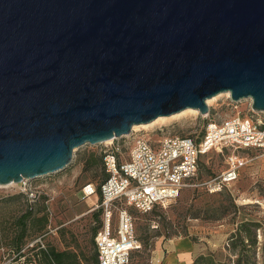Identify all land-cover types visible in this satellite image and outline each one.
Returning a JSON list of instances; mask_svg holds the SVG:
<instances>
[{
  "label": "water",
  "instance_id": "obj_1",
  "mask_svg": "<svg viewBox=\"0 0 264 264\" xmlns=\"http://www.w3.org/2000/svg\"><path fill=\"white\" fill-rule=\"evenodd\" d=\"M226 92L264 112V0H0V185Z\"/></svg>",
  "mask_w": 264,
  "mask_h": 264
},
{
  "label": "rangeland",
  "instance_id": "obj_2",
  "mask_svg": "<svg viewBox=\"0 0 264 264\" xmlns=\"http://www.w3.org/2000/svg\"><path fill=\"white\" fill-rule=\"evenodd\" d=\"M228 102L227 95L223 94L209 105L208 116L198 112L173 117L164 123L132 130L131 134L118 137L115 142L127 147L141 136L152 140L169 135L197 136L209 120L222 121L239 112L242 115L251 113L247 100L238 102L237 107ZM107 146L104 142L85 144L74 150V163L57 173L0 185V238L3 242H9L18 233L17 218L28 209H32L37 218L44 215L48 218L42 229L37 220L34 223L29 221L21 262L33 259L32 262L40 264L39 257L33 258L38 249L33 248L49 244L59 251L75 252L76 264H95V236L102 224V212L90 211L89 207L97 198L84 199L80 189L85 182H99L104 177L100 162L90 165V159L93 153L96 158H101ZM240 153L249 161L229 187L214 193L208 190L205 182L226 168L228 155L227 152L225 155L211 152L202 157L197 174L187 181L178 198L148 214L138 213L137 233L142 248L132 254L129 264L183 261L193 264L200 254L209 253L217 260L233 263V259L229 260L234 255L228 247V240L242 220L260 225L259 244L253 258L255 264H264V150ZM179 237H189L194 242L193 253L179 251L188 254L186 258L176 255L175 240ZM14 250L10 244L0 242V264H14L17 261L16 255L11 254ZM174 256H177L176 261Z\"/></svg>",
  "mask_w": 264,
  "mask_h": 264
},
{
  "label": "built area",
  "instance_id": "obj_3",
  "mask_svg": "<svg viewBox=\"0 0 264 264\" xmlns=\"http://www.w3.org/2000/svg\"><path fill=\"white\" fill-rule=\"evenodd\" d=\"M226 95L228 103L237 107L230 93ZM247 101L250 114L239 112L222 121L209 120L197 136L169 135L154 140L141 136L127 147L116 144L119 138H114L107 144L101 154V182L87 181L80 189L84 199L97 198L90 211H102L95 236L99 264H129L132 254L142 248L137 214H148L178 198L197 174L203 156L228 154L226 168L205 182L210 192L221 191L239 178L249 161L240 152L264 150V112L252 108V99ZM21 263L38 264L14 262Z\"/></svg>",
  "mask_w": 264,
  "mask_h": 264
},
{
  "label": "trees",
  "instance_id": "obj_4",
  "mask_svg": "<svg viewBox=\"0 0 264 264\" xmlns=\"http://www.w3.org/2000/svg\"><path fill=\"white\" fill-rule=\"evenodd\" d=\"M100 162V167L102 170V156L101 158H96L94 153L91 155L90 165H95ZM103 172V170H102ZM102 180V179H101ZM101 180L99 182H101ZM98 182V183H99ZM236 207V204L233 203ZM99 211V210H98ZM102 212V211H100ZM37 220L40 222L41 229L46 225L48 218L46 215L41 216L39 218L34 216V211L32 209H28L26 212L21 214L17 218V226L19 227L18 233L10 238V240L2 241L0 238V242L3 244H10L15 247V250L11 252V254H15V260H20L24 255L22 253V247L25 243L24 239L27 237V225L29 221H33V223ZM101 225L98 226V229ZM260 225L257 222L250 220H242L233 231L229 237L228 247L232 251L234 258H229V260L233 259V263L229 261H221L217 260L213 254H200L193 262V264H255L254 263V254H256V248L259 244L258 240V230ZM97 229V231H98ZM96 231V234H97ZM7 239L6 237H4ZM46 245V244H45ZM33 249H38L33 254V258L39 257L40 264H76L77 263V254L75 252H70L67 250L59 251L54 246L47 244L45 247L42 244L34 247ZM97 249V248H96ZM262 254L264 256V243L262 245ZM33 259L25 262L30 263ZM95 264H99L98 251L94 256ZM22 264V263H21ZM80 264V263H79Z\"/></svg>",
  "mask_w": 264,
  "mask_h": 264
},
{
  "label": "bare ground",
  "instance_id": "obj_5",
  "mask_svg": "<svg viewBox=\"0 0 264 264\" xmlns=\"http://www.w3.org/2000/svg\"><path fill=\"white\" fill-rule=\"evenodd\" d=\"M223 94H229V92H226V93H220L212 98H209L207 100V103L209 105H211L215 100H217L220 96H222ZM199 112L198 109H194V108H187L181 112H178V113H175V114H172L170 116H160L158 117L157 119H155L154 121L150 122V123H146V124H140V125H135L133 127V130H137V128L139 127H143V128H147V127H150L154 124H157V123H164L166 120H169L170 118H173V117H177V116H181V115H185V114H188V113H192V114H197ZM112 141V139H109L107 141H105L104 143H110ZM13 183V182H12Z\"/></svg>",
  "mask_w": 264,
  "mask_h": 264
},
{
  "label": "crops",
  "instance_id": "obj_6",
  "mask_svg": "<svg viewBox=\"0 0 264 264\" xmlns=\"http://www.w3.org/2000/svg\"><path fill=\"white\" fill-rule=\"evenodd\" d=\"M175 244H176V255L180 256H185L184 258L187 257L188 254L185 253H181L182 250L184 251H190V253H193L195 246H194V242L189 238V237H179L175 240ZM181 251V252H179ZM173 259L176 261L177 260V256H174ZM188 263V262H187ZM186 261H183L181 263H173V264H187ZM171 264V263H169ZM190 264V263H189Z\"/></svg>",
  "mask_w": 264,
  "mask_h": 264
}]
</instances>
